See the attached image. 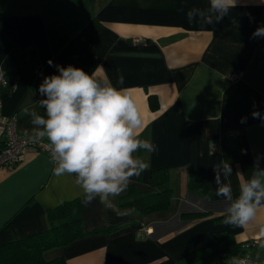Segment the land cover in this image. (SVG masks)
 Instances as JSON below:
<instances>
[{"label": "crops", "instance_id": "crops-1", "mask_svg": "<svg viewBox=\"0 0 264 264\" xmlns=\"http://www.w3.org/2000/svg\"><path fill=\"white\" fill-rule=\"evenodd\" d=\"M208 5L209 0H0V67L8 79L2 115L18 113L19 131H33L28 113H44L38 87L44 76L57 72L48 60L89 73L101 66V76L134 98L146 125L142 136L157 145L156 152H143L150 166L129 186L148 191L154 168L170 173L173 196L167 210L141 214L119 206L128 186L110 205L99 199L83 204L84 230L116 229L48 250L46 258L62 256L65 264H179L210 243L212 232L224 231L238 251L223 264L245 252L264 260L261 244L245 245L264 238V208L248 225H225L226 205L216 195L212 168L222 159L230 162L237 195L258 156L264 167V38L252 35L264 26V0H236L212 25L189 23V9ZM59 28L67 36L63 44ZM26 61L36 67L34 85ZM148 95L157 98L154 110ZM253 111L262 118H253ZM53 167L45 153L29 152L14 168H0V244L46 229V211L59 202L83 201L75 177H58ZM191 171L208 178L210 197L188 187ZM139 227L150 232L137 236Z\"/></svg>", "mask_w": 264, "mask_h": 264}, {"label": "clouds", "instance_id": "clouds-1", "mask_svg": "<svg viewBox=\"0 0 264 264\" xmlns=\"http://www.w3.org/2000/svg\"><path fill=\"white\" fill-rule=\"evenodd\" d=\"M236 6V0H209L206 10L191 8L186 16L207 25L220 22ZM253 38H264V26L253 32ZM57 72L44 76L38 87V101L43 114L31 111V124L38 139H46L56 176H74L86 206L99 199L110 205L111 198L124 192L133 177H139L149 163L138 153H153L157 145L142 138L146 125L140 110L124 88L101 76V66L91 73L73 65L61 66L48 60ZM117 83H123L119 77ZM253 118H262L253 111ZM264 119V118H262ZM246 117L241 118V123ZM216 195L224 198L225 225L245 226L256 220L264 208V167L260 157L254 160L251 176L239 184L234 195L230 177L233 169L222 159L213 167ZM237 174H241L237 172ZM264 233V225L260 228ZM264 248V243L260 245ZM233 264H251L234 258Z\"/></svg>", "mask_w": 264, "mask_h": 264}, {"label": "trees", "instance_id": "trees-1", "mask_svg": "<svg viewBox=\"0 0 264 264\" xmlns=\"http://www.w3.org/2000/svg\"><path fill=\"white\" fill-rule=\"evenodd\" d=\"M58 34L59 41L63 44L67 40L65 31L59 28ZM24 67L29 84L34 85L35 65L26 61ZM148 103L153 110L158 107V101L154 95H148ZM142 138L144 137L142 136ZM143 152L141 151L138 155L141 157ZM169 181L168 168H154L150 177L151 189L139 191L133 185H130L127 194L119 201V206L132 207L141 214L167 210L173 196ZM187 185L190 189L203 194L207 198L211 196L210 183L205 175L191 171ZM83 208L82 200L79 197L63 200L56 206L49 208L46 211L48 221L46 229L0 244V264H65L62 256L46 258L45 252L65 246L73 240L91 233H109L117 228V226H107L88 231L84 230L82 223ZM200 214L193 213V215ZM211 239L210 243L188 253L179 261V264H191L197 261H204L207 264H223L228 262V259L232 258V255L238 251V244L230 234L224 231L212 232Z\"/></svg>", "mask_w": 264, "mask_h": 264}, {"label": "built area", "instance_id": "built-area-1", "mask_svg": "<svg viewBox=\"0 0 264 264\" xmlns=\"http://www.w3.org/2000/svg\"><path fill=\"white\" fill-rule=\"evenodd\" d=\"M7 84L8 79L6 72L0 67V168L12 169L29 152H42L49 157L50 153L47 149L46 139H38L35 136L34 130L30 133H22L19 131L17 125L18 113L12 117H5L2 115V93L7 87ZM149 232L150 228L139 227L136 234L137 236H143ZM251 243L262 244L264 243V238L254 239L246 242L245 245ZM238 258H246L251 264H264V260H260L254 255L246 252Z\"/></svg>", "mask_w": 264, "mask_h": 264}]
</instances>
